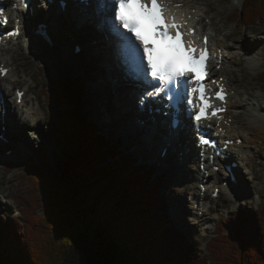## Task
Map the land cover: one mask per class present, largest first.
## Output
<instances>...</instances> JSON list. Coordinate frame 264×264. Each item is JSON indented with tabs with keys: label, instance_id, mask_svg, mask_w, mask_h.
Segmentation results:
<instances>
[{
	"label": "trees",
	"instance_id": "1",
	"mask_svg": "<svg viewBox=\"0 0 264 264\" xmlns=\"http://www.w3.org/2000/svg\"><path fill=\"white\" fill-rule=\"evenodd\" d=\"M235 17L242 26L264 21V0H242ZM52 124L48 143L59 162L53 167L45 148L27 162L21 217L0 219V264H264V203L221 217L199 256L168 220L149 167L103 149L78 105L62 108Z\"/></svg>",
	"mask_w": 264,
	"mask_h": 264
},
{
	"label": "bare ground",
	"instance_id": "2",
	"mask_svg": "<svg viewBox=\"0 0 264 264\" xmlns=\"http://www.w3.org/2000/svg\"><path fill=\"white\" fill-rule=\"evenodd\" d=\"M13 1L15 0H10V4H12ZM42 1L44 2V0ZM176 1L183 2V6L180 8V11L181 12L185 11L187 15L189 13H192L191 10L194 7L196 8V10H198V8L195 6V3H196L195 0H176ZM43 6L48 7V5L45 3L43 4ZM56 7H59V6L56 5ZM198 7H200L199 4H198ZM35 8L37 9L38 6L35 5ZM73 9L74 8H70L72 12L74 11ZM87 14L89 15V13ZM205 14L206 13L203 12L202 15L205 16ZM88 17L89 16H86V14H85V17L76 16V21H73L71 18V15H69L68 20L65 21V23H62V22L58 23L57 19H54L52 21V24L50 25V33H49L50 35L49 36L52 42H56V43L61 42L62 47L59 51L57 50L56 46H54V49L55 48L56 49L53 52L47 51V50L45 51V49H43L42 47V48H37V51L35 53L29 54L28 53L29 48L39 47L41 46V42L34 41L33 39H31L29 37L31 34H26L25 31L22 32V34L18 37V39H22V40L24 39L21 46L24 44L23 47L26 48V50L24 48V51H26L28 55L35 57V58L39 56L41 59H46L47 60L45 62L46 64H53L51 60H54L55 66H57L56 65L57 61L63 62V60H60L59 58L61 55H64L67 49L71 50L73 55L75 54V56H79L81 59H83L86 64L85 68L81 70L77 65H74L72 72H74L75 75H78V76H80L83 73L85 80L87 81V87L89 88L90 91L95 92V106L94 105L92 106H93V112H94V107L96 108V120H97L99 127L100 128L102 127L106 136L108 135L109 138L112 137L111 136L112 130L120 129L121 132L117 134L119 137L116 136L117 138L116 143L121 144L124 147H127L124 145V143H128L127 145L130 146V149L132 152L137 151L138 153H142V150L140 148L144 149L145 151H148V148H146V145L148 143H151V144L152 142L160 143V135H159L160 129L157 128L154 132H148L147 126L145 127L140 126L139 123H137L140 119H143L149 116V114L147 111L141 110L142 109L141 106L137 108L136 102H140L142 100V95H139L140 93H144L145 96L146 95L152 96V95H149V93L151 92L146 91L142 87H139L140 85H136L137 83H142V82L137 78L134 70L132 69V66H130L129 63L126 61L127 60L126 57L125 56L123 57L120 54L121 52H125L123 51V48L121 47V45H119L120 42H117V46H115L117 37L115 34V30L110 26V23L106 21V10L103 11V13L99 14L98 18L96 16L93 17L92 21L89 22V25H87L88 23L85 20ZM79 18L84 19L87 24L78 23V21L80 20ZM39 22H42V21L39 20ZM210 27H208L209 30L215 32V35H220L219 30L215 29L214 27L213 28H210ZM234 32L236 35V41L239 42L241 47L235 46V44L230 45L229 43L225 42L226 40L230 39V35L234 36ZM236 32L237 31L234 30L230 34H226L227 36L224 35L223 38L219 36V39L215 41V43L218 44L221 48H223L226 52V54L224 55L226 58L225 60H227V65L225 66V69L227 67H230V66L232 67V66L237 65L236 63L237 60L236 61L233 60V56H235V51L233 55L231 50L229 49H231L232 47H236L240 49L244 46L246 50L248 49L251 50V53L248 56V60L244 62L246 68L254 69L253 71L257 70L259 66L258 65L259 61H257L256 56L259 55V53L256 52L254 48L251 46V44L252 45L255 44L253 43L255 42V39L251 35L247 36L246 33H243L242 36H239L236 34ZM31 33H32V30H31ZM18 39L16 41H13V43L12 42L8 43V45L9 44H12V46L14 45L13 47H10L7 45L8 47L6 46V48L9 51H12L11 57H14L15 55H17L18 59H23L25 61L27 60V56H25L22 52L21 53L18 52L17 50L18 47H16L18 43ZM213 39H214V36H213ZM75 46H78L81 49L78 53L75 52ZM112 60H115V61L112 62ZM0 62H4L6 65H12V63L10 64L4 58L0 59ZM27 63L28 61L24 62V65L25 64L28 65ZM97 66H101V67L104 66V72H102L103 76H101L100 72L96 69ZM17 68L18 67L15 63V67L13 66L10 72L4 78H0L1 89H3L5 86L8 87L12 84L13 81L11 80V76L16 77L15 74H17L16 72ZM224 71H222V73ZM29 77L33 82H35L33 73L29 72ZM50 80L51 79H49L48 75H46L43 81L48 84L49 89L51 88V85L55 83L53 80H51L52 82ZM39 82L43 83L41 80ZM129 83L134 84L138 88H140L138 90L140 91V93L139 94L137 93V87L135 88L134 91L132 90L129 91L128 90V86L130 85ZM231 89H234V94L232 95L231 100H230L231 109L236 108L238 110L237 113H240V115L242 114L244 116V119L242 120L244 124L238 125L234 130H233L234 126L232 125L228 130L230 134L235 135L237 137H241L243 139L240 145L239 144L236 145L235 149L238 153L237 157H232L231 159L232 161L239 160L240 168H242V165L248 164L250 167V170L252 169V172H253L254 165H255V159L253 157L254 150L249 149L248 147H252V146L254 147L258 145L257 143H260V144L264 143V99H262L264 94L261 92H256V90L255 92H253L252 90L253 93H250V92H247V89L240 90V88H238L237 86L235 88V87H232V85H231ZM34 92H35L34 100L36 102V104H34L35 108H34V105L26 104L25 96L22 99V102H21L22 105H19L18 103H16L15 94H14L13 100L11 101L12 102L11 104L8 98L6 99L7 100V104H6L7 112L4 118V122L0 123V134H3L5 138H9V139H10V135H12L14 142L10 141L11 143L9 144H11L12 146L8 148L7 150L4 149V151H2L0 154V165L3 170L1 171V173L2 172L6 173L8 170L6 164L4 163V160H6V158L3 157V154L6 153V151L8 150H11L12 153L19 154V153H23L24 150L27 151L28 147L29 148L32 147L33 140L38 139V137L29 136L28 129L32 130L33 128H36L37 130L40 131V133H42L43 127H42L41 122L47 119V115L49 112L50 113L53 112L52 110L49 111L44 106V104L41 102L40 97H39V91H34ZM130 92L131 93L133 92L134 96L135 95L137 96L138 94L139 96L137 97L139 98L138 100L140 101L138 100L136 101V99L134 100ZM153 96L159 97L156 94H153ZM89 99L92 102L93 98L91 97ZM28 100L30 101V99ZM54 102L55 101L51 99L49 100L48 104L50 106H53V104H55ZM20 106H21V109L23 110L21 113L18 111ZM22 106H25L26 109L22 108ZM1 108L2 106L0 105V109ZM133 108L136 111L134 115H133ZM139 113L140 115L138 116ZM237 113H235V111H233V113L231 112L233 119L237 120V117L239 116V114ZM90 115H91V120H93L92 117L94 116H92L93 114L91 113V111H90ZM235 122L237 123V121ZM205 125L206 124L204 122H201V128H203ZM1 126H4L5 129L3 130ZM242 126H243V129L245 130L242 129ZM128 128L129 130L134 129L135 132H133V134L140 136V138L135 137L134 138L135 140L133 141V143H130V141L128 142L126 140L128 136V132H127ZM160 133L161 135L164 134L163 132H160ZM195 137H196V134L192 137L191 135H186L184 133L179 140L177 139L173 141L172 146L169 150V153H172V150L177 152L178 160L174 166L175 170H177L176 175L178 174V176L183 178L184 176L186 177L187 173L190 170L193 171V173H191V177L194 180L190 182V184L188 183L189 188L195 187V190H193V197L191 201L192 206L190 205V208L183 201L182 197L185 194L182 192V189L177 188V190L175 191L176 196H177V203L181 205V208H183L181 209V212L188 213L192 217L188 221L186 220V217H187L186 215L179 213L180 215H179L178 223H180L181 225L182 224L190 225L193 223L195 224V226H199L202 220H204V219H200V217H202L204 213L207 212V209L205 211L199 210L198 202H200V200L203 199V197H207L206 195L209 192L208 186L210 184H208L207 187H205L203 191L200 187V184L198 183H201L202 181L204 182L214 181L213 183L216 184L220 182V180H221V183H223L224 181H227V176L223 177L220 174L212 173L211 170L210 171L205 170L209 168L210 164L207 163V159L201 152L202 146L198 143L197 137L196 139ZM1 144L3 143L1 142ZM159 146L160 148H164L165 146L164 139L163 141H161ZM152 149L154 150V148ZM190 150L191 151L193 150L194 152L191 154V156L187 154ZM180 152L181 154H178ZM258 153L261 155L260 150L258 151ZM148 157L150 156L148 155ZM156 160L161 161L159 177H162L163 174L165 173L164 170H166V166L168 165L169 159H167V156L161 159L160 152H159V154L156 157ZM192 161H194L193 164L191 163ZM180 163L182 164L181 167L182 166L183 168L187 167L189 170L188 171L181 170ZM214 164H217V163H213L211 167ZM176 166H179L180 169H177ZM236 169H238V167ZM223 172H224V169H223ZM12 176H15V174H12ZM242 181L243 182L245 181L244 176L242 177ZM244 183L243 184L239 183V187L242 190H244ZM240 184L243 185V188L241 187ZM222 189H225V188H222ZM227 191L232 196L236 195V194L231 193L229 190ZM237 196L238 195H236L235 197ZM5 197L8 198V195H5L3 193L2 199ZM193 199H195V202L193 201ZM232 200L236 202L238 201V197ZM16 207L17 209H19L18 206ZM188 209H190V211H188ZM178 211L180 212V209ZM208 234H210V231H208Z\"/></svg>",
	"mask_w": 264,
	"mask_h": 264
},
{
	"label": "rangeland",
	"instance_id": "3",
	"mask_svg": "<svg viewBox=\"0 0 264 264\" xmlns=\"http://www.w3.org/2000/svg\"><path fill=\"white\" fill-rule=\"evenodd\" d=\"M195 1H196L195 6L197 8H198V4L200 5L198 9L200 14H203L204 11L206 13L205 14L206 17L209 15L211 19L213 18L211 26L219 30L221 33L223 32V34L226 35V33L228 34L230 33V31L235 30L237 31L236 34L239 36H242L243 33H246L247 36L250 35L253 36V38L255 39V42L253 43L255 44L254 45L251 44V46L254 48L256 52L259 53V55L256 56L257 61H259L258 69L253 71L254 69H248L245 66L244 62L248 60V56L251 53V50L249 49L246 50L244 46L242 47L243 49L242 48L238 49L236 47H233V50L235 51V54L237 55L236 57L239 60V62L237 63L236 66H232L230 67V69H226L224 73L230 76V79H232L231 82L233 83L234 86L236 85L237 87H240L242 90L247 89V92L250 93H253L256 90V92H261L264 94V89L262 87L263 84L259 80L260 73L264 71V21H260L257 25H253V26L249 25L246 27L238 23L235 15H237L238 11L242 9V0H195ZM25 32H27V28L25 29ZM230 37H231L230 42L232 44L241 47L239 42L236 41L235 32H234V36L230 35ZM23 40L18 39V43L16 47H18L17 48L18 52L20 53L22 52L25 56H27V60L24 61L23 59H18L17 55L11 57L12 51L3 52L2 54V58L7 57L11 59V61L14 62V65L16 63L18 67L17 74H15V76H17L16 77L17 80L16 82H12V85L13 86L18 85L19 87L22 88L25 87V85H28L30 87V90L26 93L25 97L27 99L33 98L32 100L30 99L31 105L36 104V102L34 101V97H35L34 91H39V97L41 102L49 111L52 110L53 112L52 113L49 112L47 115V119L41 122L43 127L42 133H40V131L37 130L36 128H33L32 130L28 129V135L31 137H38V139L33 140L32 147L30 148L28 147L25 154H17V157H20L21 166L18 169L10 170V171L8 169L6 173L3 172L1 173V171L3 170L0 165V193L3 192L5 195H8V199H7L8 201L6 203H3L0 199V219L1 218L7 219L9 221L15 219V217L18 218L20 217V215H17V213L15 212L16 211L15 206L18 207L23 206L24 198L30 194V188L28 187L29 185L24 175L26 169L25 164L29 161V159L35 156L36 151H38L42 146H45L47 143L50 149L48 156L53 164V167H56L57 162H59L58 160L61 156L60 152L54 146L48 143V140H50V138L52 137V133L54 132V125L52 124V119L57 115H59L60 110L63 107L58 102L57 99L58 94H60V92L65 90H69L70 92H72L71 94L72 102H70L69 105H73V104L78 105V110L81 111L88 119H91V115H90V111H91V113L93 114L92 116H94L92 117V119L96 120V108L94 107V112H93V106H92V105L95 106V92L90 91L89 88L87 87V81L85 80L83 73L80 76H78L75 75L74 72H72L74 65H77L81 70H83L86 65L85 61L81 59L79 56H75V54L73 55L71 50L67 49L64 55L60 54L61 56L59 59L63 60V62L57 61L56 62L57 66H55L54 60H51L53 64H46L45 63L47 61L46 59H41L39 56H37L36 58L32 57L28 55L26 51H24L25 48L23 47L24 44L21 46ZM8 46L13 47L14 45L12 46V44H9ZM5 60L8 61V59ZM27 61H28L27 63L28 65L26 64L24 65V62ZM114 61L115 60H112V62ZM96 69L100 72V75L103 76L102 72H104V66L102 67L97 66ZM29 72L34 74L35 82H33L30 79ZM46 75H48L49 79L55 82L54 84L51 85L50 89L48 88V84L43 82ZM37 80L39 81L41 80L43 83ZM136 87H137L136 85L130 84L128 86V90L134 91ZM139 89L140 88L137 87L138 94L140 93V91H138ZM10 92L11 93L10 95H7V98L11 102V99L14 98L12 97V89H10ZM32 92H34V94ZM130 94L133 96L134 100L136 99V101L139 99L137 96L141 95L140 93L139 95L137 94V96L136 95L134 96L133 92L132 93L130 92ZM88 97L93 98L92 99V102L94 101L93 104ZM51 99L55 101L54 102L55 104H53V106H50L48 104L49 100ZM262 99H264V96ZM139 103L140 102H136L137 108H139L140 105ZM23 107L24 109H26L25 106ZM234 109L237 110L236 108ZM18 111L20 113L22 112L21 107L18 109ZM135 112L136 111L133 108V115ZM237 114H239V116L237 117L238 125L244 124L242 121L244 119V116L242 114L240 115V113ZM139 115L140 113L138 114V116ZM96 129H97L96 130L97 133L99 135L100 134L104 135V137L102 136L103 139L111 143L112 146L114 145L113 147L115 149L119 148V145L121 144L116 146L115 144H117L116 136H118L117 134L121 132L120 129L112 130L111 138H109L108 135L106 136L102 127L100 128L98 123L96 125ZM127 132H128V136L126 140L128 142L130 141V143H133L135 137L140 138V136L133 134V132H135L134 129L129 130L128 128ZM10 141L14 142L12 135H10V139L7 138V142L0 141V144L2 142L4 145H6L5 150H7L12 146L11 144H9L11 143ZM127 144L128 143H124V145ZM257 144L258 145L254 147L253 146L248 147L249 149L254 150V156H253L255 159L254 171L252 172V169L250 170L248 164L242 165V168L240 169V171L244 176V180H245L244 182L246 183H244V190L241 189V191L238 192L237 194L238 201L236 202L233 201L232 199L237 198L235 197L236 195L235 196L230 195L228 191L225 189H221L219 198L217 197L212 199L210 197V192H212V188H209V192L206 195L207 197H203V199H201L200 202H198L199 210L205 211L207 209V212L204 213L202 217H200V219H204V220H202L199 226H195V224L193 223L190 225L189 224L181 225L180 223H178L179 215L182 213L181 209L183 208H181V205L177 203V196L175 191L177 190V188L182 189V192L185 194L182 197L183 201L190 208V205L192 204L191 201L193 197V190H195V187L189 188L188 183L190 184V182L194 180L191 177V173H193V171L190 170L189 171L190 173L188 172L186 177L184 176L183 178H181L180 176H178V174L176 175L177 170H175L174 167L178 158L172 157L171 155L168 158L169 161H168V165L166 166V170H164L165 173L158 181L160 182L158 193L159 196L162 197V199H164L166 202V216L171 221L172 225L175 226L177 231L183 232L186 236V239H189L193 243L195 248L198 250L199 256L207 255L206 244L209 241V239L214 235L215 225L219 222V219L221 217L229 216V215L233 217L232 213L236 211L246 213L248 210L262 206V204L264 203V143L262 144L257 143ZM146 147H148L150 151L149 155L151 157L154 154H156V149L159 147V142H153V144L148 143ZM152 148H154V150ZM2 150H3L2 146L0 145V151ZM259 150L261 151V155L258 153ZM133 153L137 154V157L139 159L138 152L135 151ZM192 153H194L193 150L192 151L190 150L187 154L191 156ZM150 157H145V160L143 161L139 159L140 160L139 164H145L146 162L149 163ZM191 163L193 164L194 161H192ZM181 165L182 164L180 163V167ZM210 166L205 170L209 171ZM180 167L176 166L177 169H180ZM181 170L188 171L189 169L187 167L183 168L182 166ZM12 174H15V176H12ZM212 182L214 181H207V182L202 181L201 183L198 184H200L201 189L204 191V188L207 187V185L211 184ZM208 196L212 199V200L210 199L211 200L210 204L208 202L209 201ZM193 201L195 202V199H193ZM177 209L178 210L180 209V212ZM188 211H190V209H188ZM182 214L187 216L186 220L188 221L189 219L192 218L188 213H182ZM228 223L229 224L231 223V217ZM208 231H210V234H208Z\"/></svg>",
	"mask_w": 264,
	"mask_h": 264
},
{
	"label": "snow or ice",
	"instance_id": "4",
	"mask_svg": "<svg viewBox=\"0 0 264 264\" xmlns=\"http://www.w3.org/2000/svg\"><path fill=\"white\" fill-rule=\"evenodd\" d=\"M171 2L172 0H104L106 21L120 38L137 78L146 87L152 88L157 96L170 94L169 99L176 104L186 101L184 107L188 110L189 119L196 125L200 143L211 144L213 142L207 138L208 134H201V122L210 116H217L224 109L213 104L204 83L208 37L203 38V45L197 46L192 27L181 31L186 21L182 15L177 16L169 8ZM180 6L175 5L176 8ZM0 23H7L2 7ZM142 33L175 43L167 45L170 51H157L156 46L150 44ZM18 34V28L9 33ZM5 72L6 69L0 68V74ZM16 94L18 97L22 95L19 91ZM214 96L220 101L225 100L226 93L222 84L214 91Z\"/></svg>",
	"mask_w": 264,
	"mask_h": 264
},
{
	"label": "water",
	"instance_id": "5",
	"mask_svg": "<svg viewBox=\"0 0 264 264\" xmlns=\"http://www.w3.org/2000/svg\"><path fill=\"white\" fill-rule=\"evenodd\" d=\"M70 92L69 90H65V91H62V92H60V94H58V102H59V104L61 105V106H63L62 108H65V107H75L76 105H69V103L70 102H72V95H71V101L70 102H68L67 104H65L64 102H62V100H61V94L63 93V92ZM71 94H72V92H70ZM61 108V109H62Z\"/></svg>",
	"mask_w": 264,
	"mask_h": 264
}]
</instances>
